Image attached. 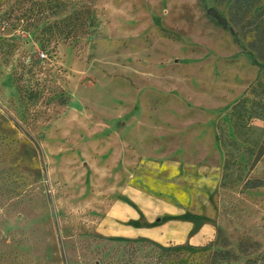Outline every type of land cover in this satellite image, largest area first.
<instances>
[{"label":"rangeland","instance_id":"obj_1","mask_svg":"<svg viewBox=\"0 0 264 264\" xmlns=\"http://www.w3.org/2000/svg\"><path fill=\"white\" fill-rule=\"evenodd\" d=\"M17 1L0 0V264H264V145L256 132L240 143L222 183L217 136H233L231 106L264 81V0L239 14L234 0H202L237 41L199 0H32L30 19L3 15ZM71 14L94 26L51 33ZM125 185L143 209L190 196L213 240L165 256L170 245L101 234Z\"/></svg>","mask_w":264,"mask_h":264},{"label":"crops","instance_id":"obj_2","mask_svg":"<svg viewBox=\"0 0 264 264\" xmlns=\"http://www.w3.org/2000/svg\"><path fill=\"white\" fill-rule=\"evenodd\" d=\"M172 167L173 164L167 168V171L170 172ZM211 170L210 166H198L196 177H201L204 174L207 176ZM183 190L189 196L194 189L187 186ZM120 195L123 199L120 200L117 197L113 199L105 215L99 218L96 228L101 234L127 239L144 238L167 246L187 245L192 247L207 245L214 238L215 227L206 218V212L201 210L200 207L193 210L194 215H191L192 212L188 211L192 210L193 198L190 196L185 202H181L175 195H169L157 204L149 200L148 205L143 209V207L138 208L131 203L127 185L122 188ZM150 207L156 212L155 214L147 213L145 209ZM157 214L161 215L156 221L159 223L158 225L150 228L143 226L144 220L145 223L150 224L153 215L156 218Z\"/></svg>","mask_w":264,"mask_h":264},{"label":"trees","instance_id":"obj_3","mask_svg":"<svg viewBox=\"0 0 264 264\" xmlns=\"http://www.w3.org/2000/svg\"><path fill=\"white\" fill-rule=\"evenodd\" d=\"M256 2H259V0H234L232 3V8L235 7L236 12L239 14L241 11H246L250 9L253 4L255 5ZM34 4L36 6H42V3L34 2L32 0H19L17 2H14L16 4L15 10H13V5L10 6L9 12H3V15L11 16L10 14L14 11L20 12L18 15V19H30V17H26L28 11L21 7V4ZM199 5L202 8L204 15L206 18L216 27L220 28L224 32H227L231 38L234 41H237V36L235 32L233 31L232 27L230 26L227 19L219 13L214 7L206 6L202 4V0H199ZM20 10V11H19ZM93 14L87 16L85 19L88 20L86 22V27L94 26L95 23V16H92ZM1 18V17H0ZM40 18H32V21L38 23ZM83 20L80 21V17L74 16V14L67 15L66 17L60 19L59 22H54L56 24V27L52 29L51 33L57 32L58 34H63L64 38L67 36H72L76 34L77 27H79L80 24H84L85 22ZM58 23V24H57ZM90 31V30H89ZM88 29H84V33H89ZM50 37H47L46 39H43L42 44L50 43ZM17 90L19 94L21 93V90L19 87H17ZM249 94H251V97L244 96L238 101H236L230 108L229 112V120L232 126L233 136H230L221 126H218V140L220 143V147L222 148L224 152V161L222 166V183L225 182V180L228 177V173L232 168L235 160L240 157L242 153L247 154V149H242L240 143H246L249 140V137H251L254 132L257 133L256 137V145L252 146L255 147L258 144L264 145V128L257 127L252 124V121L254 119H264V98L261 96H264V81L258 79L253 84H251L249 89ZM258 187L259 184H254L253 181H249L245 187ZM155 244V243H154ZM156 245V244H155ZM158 245V244H157ZM179 247H192V246H183V245H175V247L169 246V247H162V252H164L165 256H169V251H174L175 248ZM198 247V246H197ZM264 256V253L263 255ZM256 262V259L248 261L247 264H254Z\"/></svg>","mask_w":264,"mask_h":264},{"label":"built area","instance_id":"obj_4","mask_svg":"<svg viewBox=\"0 0 264 264\" xmlns=\"http://www.w3.org/2000/svg\"><path fill=\"white\" fill-rule=\"evenodd\" d=\"M40 56H41V57H45L44 53H40Z\"/></svg>","mask_w":264,"mask_h":264}]
</instances>
